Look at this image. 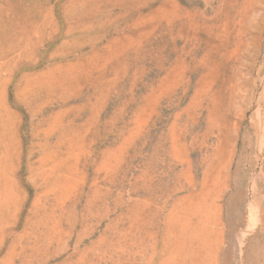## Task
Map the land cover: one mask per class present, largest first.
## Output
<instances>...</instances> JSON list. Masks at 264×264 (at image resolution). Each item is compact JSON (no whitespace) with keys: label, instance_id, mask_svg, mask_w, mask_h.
<instances>
[{"label":"rangeland","instance_id":"rangeland-1","mask_svg":"<svg viewBox=\"0 0 264 264\" xmlns=\"http://www.w3.org/2000/svg\"><path fill=\"white\" fill-rule=\"evenodd\" d=\"M0 264H264V0H0Z\"/></svg>","mask_w":264,"mask_h":264}]
</instances>
